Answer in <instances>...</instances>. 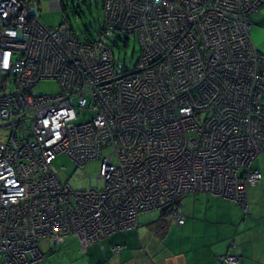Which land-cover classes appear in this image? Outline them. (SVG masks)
Instances as JSON below:
<instances>
[{
    "label": "built area",
    "instance_id": "2783aa9c",
    "mask_svg": "<svg viewBox=\"0 0 264 264\" xmlns=\"http://www.w3.org/2000/svg\"><path fill=\"white\" fill-rule=\"evenodd\" d=\"M41 1L0 0V264H37L43 238L75 234L85 250L193 191L246 210L262 179L253 162L264 153V53L250 17L264 0H104L106 36L140 43L125 71L105 35L89 43L66 18L44 24ZM48 1L61 10L63 0ZM46 79L60 93L36 94ZM78 107L95 115L75 123ZM60 154L78 167L99 160L103 187L63 182Z\"/></svg>",
    "mask_w": 264,
    "mask_h": 264
},
{
    "label": "crops",
    "instance_id": "0c3cea01",
    "mask_svg": "<svg viewBox=\"0 0 264 264\" xmlns=\"http://www.w3.org/2000/svg\"><path fill=\"white\" fill-rule=\"evenodd\" d=\"M251 38L264 53V3L251 15ZM253 168L262 179L248 187L247 212L236 201L193 192L180 199L183 224L172 219L160 233L161 210L144 212L137 228L115 232L86 250L76 235L51 249L56 259L40 248L43 258L37 264H226L220 259L226 254L237 255L239 264H264V153Z\"/></svg>",
    "mask_w": 264,
    "mask_h": 264
},
{
    "label": "rangeland",
    "instance_id": "374dc122",
    "mask_svg": "<svg viewBox=\"0 0 264 264\" xmlns=\"http://www.w3.org/2000/svg\"><path fill=\"white\" fill-rule=\"evenodd\" d=\"M68 9L75 8L78 12L69 11L68 17L71 26L74 28L76 35L84 40L85 36L90 34L96 38L99 36L103 26V8L102 0H64ZM40 20L53 28L59 27L66 13L55 8L50 1L42 0L40 3ZM106 43L111 49L114 56L116 70H134L140 58V43L133 34L127 35L123 32H108ZM4 84V83H3ZM6 88H11L12 84L8 83ZM39 95H55L60 93V85L56 80H42L34 89ZM2 90L0 89V94ZM78 119L75 123L87 122L95 115V110L78 107ZM109 154L110 151H105ZM58 169V175L63 182H68L75 190H89L94 185L99 188L103 187L104 180L99 178L100 162L91 160L84 167H78L76 163L66 154H60L53 162ZM159 213L160 210H154ZM62 243H55L50 238H43L39 246L47 258H54L56 254L51 253L52 248H61ZM58 251V250H57ZM58 253V252H55ZM62 259V257H61ZM47 262V261H45ZM45 262H43L45 264ZM42 263V264H43ZM49 264V262H47Z\"/></svg>",
    "mask_w": 264,
    "mask_h": 264
},
{
    "label": "trees",
    "instance_id": "16d2710c",
    "mask_svg": "<svg viewBox=\"0 0 264 264\" xmlns=\"http://www.w3.org/2000/svg\"><path fill=\"white\" fill-rule=\"evenodd\" d=\"M264 3V2H263ZM103 6H104V0H102V8H103ZM261 7V6H260ZM61 10L62 11H64L65 13H66V16H64V19L66 18V19H68L69 20V17H68V12L69 11H71V12H74V13H77L78 11L75 9V8H70V9H68L67 8V6H66V4H65V2H64V0L62 1V8H61ZM252 15V14H251ZM250 20H251V17H250ZM71 29H72V31L74 32V34L76 35V33H75V31H74V28L71 26ZM115 32V31H114ZM120 32V31H119ZM87 33H88V35L87 36H85V38H84V40H82V39H80L77 35H76V37H77V39H80V40H82V41H85V42H89V43H92V42H97L98 40H100V38H101V36L102 35H105V37H106V33H105V30H104V28H103V26H102V28H101V31H100V33H99V36L96 38L94 35H92V34H90V32H89V30L87 31ZM127 35H130V34H127ZM135 36V35H134ZM138 40V39H137ZM104 41H105V43H106V38H104ZM139 42V41H138ZM106 45H107V43H106ZM108 46V45H107ZM109 47V46H108ZM140 51H141V48H140ZM261 51V50H260ZM262 52V51H261ZM263 53V52H262ZM140 58H141V52H140ZM139 58V59H140ZM125 70H127V69H125ZM124 70V71H125ZM254 169V168H253ZM193 192H199V191H193ZM193 192H189V193H184V194H182V195H180V196H178L177 198H176V200L170 205V206H168V207H166V208H163V209H158V210H161V216H160V218H159V221H157V223L159 222L160 223V225H158V227L156 228V231L158 232H162L161 230H166V227H165V223H167V222H169V221H171L172 219H175L176 220V218H177V216H182L181 214H180V212H179V207H180V199L183 197V196H185V195H187V194H190V193H193ZM211 194V193H210ZM248 197V196H247ZM234 201V200H233ZM239 203V202H238ZM240 204V203H239ZM242 205V204H241ZM242 207H243V205H242ZM243 209H244V207H243ZM155 210H157V209H155ZM247 210H248V198H247V209L245 210L244 209V211L245 212H247ZM152 211V210H151ZM174 214V218H172L171 217V215H173ZM138 225H139V221H138ZM138 227V226H137ZM137 227H135V228H137ZM135 228H133V229H135ZM130 230V229H129ZM118 231H125V230H118ZM118 231H115V232H118ZM115 232H113V233H115ZM112 233V234H113ZM73 235H75V234H73ZM111 235V234H110ZM110 235H108V236H110ZM70 236V235H69ZM77 236V235H76ZM108 236H106V237H108ZM106 237H104V238H106ZM104 238H102V239H104ZM42 240V239H41ZM40 240V241H41ZM101 240V239H100ZM80 241V240H79ZM97 242V241H96ZM40 243V242H39ZM80 244H81V242H80ZM93 244V243H92ZM92 244H90V245H92ZM89 245V246H90ZM40 248V247H39ZM87 249V248H86ZM85 249V250H86ZM42 252V251H41ZM43 254V253H42ZM41 261V260H40Z\"/></svg>",
    "mask_w": 264,
    "mask_h": 264
}]
</instances>
